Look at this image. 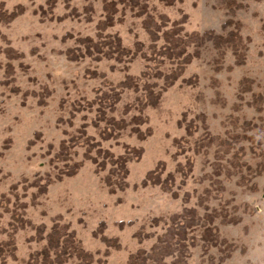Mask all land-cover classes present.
<instances>
[{"label": "rangeland", "instance_id": "obj_1", "mask_svg": "<svg viewBox=\"0 0 264 264\" xmlns=\"http://www.w3.org/2000/svg\"><path fill=\"white\" fill-rule=\"evenodd\" d=\"M56 227L63 264H264V0H0V264Z\"/></svg>", "mask_w": 264, "mask_h": 264}, {"label": "trees", "instance_id": "obj_2", "mask_svg": "<svg viewBox=\"0 0 264 264\" xmlns=\"http://www.w3.org/2000/svg\"><path fill=\"white\" fill-rule=\"evenodd\" d=\"M209 35L206 36H199V35H195L192 39V41H199V40H205V39H211V40H215L216 43H227L232 45L233 49L235 50V52L237 53V57L242 56L241 53V49H242V39L239 35L237 34H231L226 38H223L222 36L216 35L214 37H207ZM183 44V42H182ZM177 46H172V51H169V55H176L174 50L176 49ZM128 81V80H127ZM126 85V83H125ZM256 99H258L260 102L263 100V96H257ZM115 124V123H114ZM113 124V125H114ZM118 128H121L120 125L117 124ZM114 129V128H113ZM68 148L66 147V145L61 148V152H67ZM100 152V151H99ZM100 154H102V152H100ZM106 156H109L108 154H105ZM129 158L128 157H123L118 159L117 161H113L115 162V166L112 169V174L113 175H118L121 178L119 179L120 181L124 180L128 174V171L126 169V163L128 162ZM79 168V166H74V169L72 170V172L67 173L68 175H72L74 174V172ZM74 171V172H73ZM190 214H182L180 215V218H188L186 225L185 226H179L180 228H178V230L181 232V229H185L188 226L193 225V223H195L196 220V213L194 211H190ZM175 218V217H174ZM190 218V219H189ZM171 233V232H170ZM172 236H178L180 239V235L178 233H171ZM178 239V240H180ZM47 241H48V247L45 248L40 255L43 258V264H63L65 261H67V259L69 257H72L73 255H77L79 257H81L82 259L87 258L88 255L82 250V248L80 246L77 245L74 236L72 234H68L65 232H62L60 229H58L57 227L54 228L52 230V232L50 234H48L47 236ZM2 245L0 244V257L2 256ZM54 254L55 255V259L51 260V255ZM168 255L165 254L164 256ZM164 257L162 255V252H153L152 255H146V256H142V255H137L135 258L132 259L130 264H161L163 261Z\"/></svg>", "mask_w": 264, "mask_h": 264}]
</instances>
